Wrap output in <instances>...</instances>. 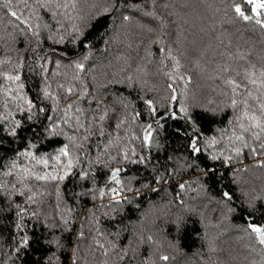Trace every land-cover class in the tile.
<instances>
[{"label": "snow or ice", "instance_id": "snow-or-ice-1", "mask_svg": "<svg viewBox=\"0 0 264 264\" xmlns=\"http://www.w3.org/2000/svg\"><path fill=\"white\" fill-rule=\"evenodd\" d=\"M20 2L21 0H17V7ZM130 6L143 7L139 4ZM2 7L6 9L9 16L17 20L21 19V16L14 10L12 0H4ZM24 7L32 15L24 19L27 27L21 31V35L27 42V33H31L35 41L32 45L33 51L39 46L44 35L41 28L48 32L47 40L55 44L74 45L77 51H73L71 55H68L67 51L62 54L68 61L66 64H62L60 59L56 60L57 69L61 66L65 69L63 73L52 71V77L63 76L65 78V82L57 83L56 91L52 89L48 75L49 61L39 56L36 57L38 61L36 66L43 69L42 84L37 94L39 105L23 92L25 85L21 82V72L26 66L24 58L20 56L17 61H13L9 57L7 60L0 61V64L13 65L12 71H0V77L8 82L0 84V92L9 98L4 101L5 110L0 111V135L11 138L17 146L21 143L24 145L20 150L12 149L13 156L6 161L3 170L0 171V175L5 177V180L0 183V189L8 198L6 208H0V213L12 208L17 209L13 220V227L16 230L13 234L15 246L9 249L13 253L11 264H16V258L22 254L26 255L28 250L40 251L41 249L47 255L39 257L34 264H64V260L58 253H63L67 257V264H81L79 242L84 238L83 223L80 226L81 230L75 232L76 239L66 240L65 233L72 232L75 227L73 209L68 207L60 211L58 203L55 214L57 218L44 214L36 206L43 203L48 193L43 188L33 190L32 181L55 184L58 198L61 195V183L65 182L70 175L74 176L78 182L82 181V184L77 185L82 191L76 195L85 198L90 196L92 200L91 208L83 210L82 219H87L90 223L94 222L95 228H90V231H95L93 242L104 249V253L107 254L109 247L115 249L117 246L109 240L106 247L97 238L101 235L98 213L104 217L112 214V218L126 213L145 191L155 193L158 189L168 185L176 173L186 169L196 170L197 188L190 190L199 193L207 187L203 181L214 180L217 163L226 166L225 170H227L232 167L233 163L240 162L245 151L254 165L264 168V61L261 62L260 67L251 61L246 67L233 66L227 60L219 65L214 78H219L224 87L219 93L218 101L209 100L202 103L194 98L190 99L185 90H181L178 95L172 83L166 84L165 95L157 100L143 95V83L139 76L131 72L124 75L125 69L123 68L119 73H113L111 79L105 72L103 74L104 83H98L99 73L90 59L95 52V42L89 36L88 29L92 27L97 17L116 11L114 2L106 0V3L98 9L93 5V11L87 16L80 12L78 0H33V4L24 3ZM162 7L167 9L169 5L165 3ZM226 7L233 13L230 19L246 22L254 20L264 32V0H231ZM155 9L156 4L153 0L152 10L144 12V15L159 21V28L163 31L164 18L159 16ZM40 10L45 11L54 21V28L48 23L33 26L32 17L35 16L39 20ZM227 14L225 12L226 16ZM121 19L126 23L132 18L121 13ZM108 27L115 30L109 34L108 29H105L104 36L101 37L104 41L101 51H107L113 44L120 43V28L114 24ZM141 27L145 28L149 34L156 33V29L151 26L142 25ZM12 39L14 41L15 36ZM156 42H161L158 37ZM145 51L147 56L152 55L150 50ZM160 52L164 53L165 48L161 47ZM172 52V48L168 47L167 55L172 60V68L164 75L169 81L175 78L180 69L179 61L176 56L172 55ZM226 55L232 58L231 52ZM243 58V56L236 57V59ZM27 59L30 65L33 61L32 55H29ZM116 59L118 61L123 59L127 65L126 58L117 56ZM89 64L92 66L89 67ZM160 66L164 67L163 57ZM68 70H71V75ZM138 71L142 70L138 69ZM188 79L191 78L188 77ZM89 81L92 82L91 87ZM108 84L126 85L130 89L139 85L141 92L137 94V100L144 106V111L135 110L136 101L130 100L122 93L115 94V102L124 109V114L117 119L115 125L117 134L113 135L109 132L107 140H104L105 122L110 119L109 113L116 115L115 108H109L92 93L95 92L98 96L99 90ZM77 93L79 94L75 101L68 100L61 106L67 96ZM82 99H89L96 105L95 109L79 107ZM48 100L52 102L51 114L43 103ZM228 109L231 110L232 115L223 122V128L213 125L205 129L206 123L216 121L217 116ZM17 112L24 113L25 116L17 118L15 115ZM145 114L146 121L141 123L140 118ZM41 117H46V119L41 120ZM35 121H39L36 125L38 131L29 132L28 127L31 125L28 122ZM172 124L177 126L171 128ZM120 129H123V136L119 134ZM81 132H83L82 135ZM169 132L178 138V141L184 142L182 149H174L168 154L165 165L159 164L158 161L153 163L152 152L159 153L168 147L165 138ZM93 137L98 138L95 145L90 143ZM50 138H63L64 142L37 154L39 151L37 144L43 148ZM86 144L87 147H85ZM201 157L205 161L203 165ZM21 158L24 160L23 163L20 162ZM207 162H211V166ZM37 165H41L42 169H38ZM244 167L246 169L249 166ZM132 169H137V172L130 175ZM236 171L237 169H233V174ZM99 172L104 173L103 183L99 178ZM139 172L148 174V179L155 183L157 188H153L152 183L139 182L136 178ZM187 184L188 181L177 183L179 191L174 199L179 200L188 212L195 213L194 207L189 208L180 199V192L185 191ZM14 192H20L25 196L24 206L13 204ZM232 200L233 195L229 191L222 192L220 200L224 210L222 219L226 220L229 214L236 211L230 206ZM261 201H264V190L242 193L241 204L251 210L247 214L248 222L243 230L249 237L255 238L256 244L264 252V223L252 222L253 214L256 213ZM28 205L35 207L36 210L29 211ZM135 207L138 210L140 205ZM29 216L41 225L42 230L39 234H29L27 231L25 219ZM143 219L144 216L141 215V220ZM182 220L183 216L174 217L173 223L176 225L177 232L182 227ZM132 238L138 244L159 243L151 234L145 236L143 232L139 235L133 233ZM256 244L252 245L253 251L256 250ZM129 248H132L135 255L136 250L131 244L125 246L122 251L126 254ZM154 254L161 262L169 260L168 255L159 251L150 252L149 256ZM120 259L124 257L121 256ZM142 264H150V262L146 258ZM151 264H156V259L151 260Z\"/></svg>", "mask_w": 264, "mask_h": 264}, {"label": "trees", "instance_id": "trees-1", "mask_svg": "<svg viewBox=\"0 0 264 264\" xmlns=\"http://www.w3.org/2000/svg\"><path fill=\"white\" fill-rule=\"evenodd\" d=\"M4 0H0V61L7 60L9 57L13 61H17L18 57L22 56L25 61V68L21 72V82L24 83V94L33 99L39 105L38 92L42 84L41 73L43 69L36 65L39 56L44 60L49 61V77L52 84V89L57 90L58 82H65L63 76L59 78L52 77V71L63 73L65 69L61 66L57 69L56 60L60 59L62 64L68 63L67 59L62 54L66 51L71 55L73 51H77L74 45L55 44L47 40L48 32L41 28L44 35L41 38L39 46L33 51L32 45L35 43L31 33H27L28 41L26 42L21 31L27 27L24 24V19L32 15L25 7L24 3L33 4V0H21L17 7V0H12L14 10L17 11L21 19L17 20L7 14L6 9L2 7ZM79 10L85 16L93 11V5L98 9L106 3V0H78ZM115 3V12L105 13L97 17L93 21V25L88 29L89 36L93 39L95 52L90 57L92 64L97 67L98 83H104L103 74L107 72L109 79L113 73H119L120 69H125L124 75L129 72L133 75H138L143 83V95L159 100L165 95L166 84L172 83L177 94L181 90L188 93L190 99L194 98L199 102L209 100L218 101L219 93L224 87L219 78H214L218 66L224 61H228L233 66H247L251 61L260 67L264 61V32L255 24V21H242L239 19H230L233 13L226 7L231 0H155L157 14L164 18L165 26L163 31L159 28V21L154 18L145 16L144 12L152 10L153 0H108ZM167 3L169 7L164 9L163 4ZM139 4L143 7L133 8L130 5ZM250 11V9H249ZM227 12V16L225 15ZM121 13L129 15L132 19L128 22H123ZM31 23L33 26L37 24L48 23L54 28V21L45 11L40 10V19L32 17ZM67 23V21H65ZM116 25L120 28V43L113 44L107 51H101L104 47V41L101 37L104 36L105 29H108L111 34L115 29L109 28V25ZM142 25H148L156 29V33L149 34ZM15 36L13 41L12 37ZM157 37L161 41L156 42ZM164 47L165 52L161 53L160 48ZM171 47L172 55L176 56L180 69L171 81L164 73L169 72L172 68V60L167 55V48ZM146 49L150 50L152 55H146ZM232 53V58L227 57V53ZM32 55L33 61L29 65L28 56ZM117 56H122L127 59V65L124 60H117ZM243 56V59L236 57ZM164 58V67L161 68L160 63ZM89 64V67L92 66ZM110 65V66H109ZM32 69V70H30ZM141 69L142 71H138ZM12 64H0V71H12ZM239 70V67H238ZM71 75V70H68ZM184 77V79H181ZM188 77L191 79L189 80ZM0 77V84H7ZM90 87L92 82L89 81ZM10 86V85H9ZM150 90V91H149ZM141 92L140 86L128 88L126 85H111L108 84L99 90V95L92 93L97 99H101L102 103L109 108H115L116 115L109 113L110 119L105 122L106 134L104 140H107L108 133L117 134L115 125L117 119L124 114V109L115 102V94L122 93L130 100L136 101L135 110L144 111V106L137 100V94ZM69 95L63 103L68 100L75 101L77 95ZM63 95V93H62ZM5 97L3 92H0V111H4L3 104ZM48 107L51 114V100L43 102ZM175 103V102H174ZM84 109H95L96 105L91 103L89 99H82L78 105ZM35 110V109H34ZM17 118L25 116L24 113H15ZM232 115L230 109L225 113L217 116L216 121L205 124V129H209L213 125H218L223 128L225 121ZM46 117H41V120ZM146 121V114L140 118V122ZM39 121L28 122L31 127H28L29 132L38 131L36 125ZM177 125H170L171 128ZM27 127V125H26ZM42 127V125H41ZM127 127V125H125ZM24 133H22L23 135ZM81 135L83 132L80 133ZM119 134L123 136V129L119 130ZM168 147L159 153L152 152L153 163L157 161L161 165L166 164V156L174 149L183 147V141H178V138L169 135L166 136ZM34 143L36 141H33ZM63 138H50V141L43 148L37 144V154L40 151L51 149L60 143H63ZM98 142L97 137H93L90 141L93 145ZM139 143V142H137ZM24 147L21 143L17 146L11 138L0 135V171L3 170V165L13 156L12 149L20 150ZM87 147V144L85 145ZM21 163L24 162L21 158ZM205 161L201 157V164ZM209 166H211V162ZM234 164L238 165L237 171L233 174ZM249 167H241V165ZM172 166V165H168ZM42 169L41 165L36 166ZM222 166L219 163L215 166L214 180L203 181L207 187L200 191H192L190 189L197 188L196 170L186 169L174 175L173 179L164 188L158 189L155 193L145 191L143 196L137 198L132 207L128 208L126 213H121L112 218L104 217L102 214H97L99 230L101 235L97 237L102 244L107 247V241H112L116 244V248L109 247L107 254L104 249L100 248L93 242L95 231H90L95 228L94 222L90 223L87 219H82L83 210L91 208V197L77 196L76 193L81 192L82 181H77L76 178L70 175L65 182L61 183L60 197L56 195L55 184H44L43 182L32 181L33 190L39 188L45 189L48 195L44 197L43 203L37 205L44 214H49L55 217L57 212V204L59 203L60 211L71 207L73 209L74 229L70 233H65V239L74 241L76 239L75 232L81 230L84 238L80 240V257L81 264H142L147 258L151 264V260L156 259V264H264V252L260 250V246L256 244L254 237H249L243 230L248 222L247 214L251 212L241 204L243 192H253L264 190V168L253 164L252 159L245 154H242L239 163H233L231 168ZM163 170V169H162ZM79 171V169H77ZM137 169H132L131 174H135ZM99 178L103 183L104 173L99 172ZM139 182L152 183L148 179V174L139 172L137 175ZM165 179H168L165 177ZM5 180V177L0 175V183ZM188 181L185 191L180 192V199L188 205L189 208L194 207L195 213L188 212L179 200L174 199L179 191L177 183ZM153 188H157L155 183H152ZM19 187V185H17ZM229 191L233 195L231 207L236 211L228 215V218L222 219L223 207L220 203L221 194L223 191ZM7 196L0 189V208H6ZM13 204H21L24 206L25 196L20 192H14L12 197ZM99 203V200H97ZM136 205H140L136 209ZM154 205V207H152ZM29 211L36 210L35 207L28 205ZM127 207V206H126ZM17 209L12 208L8 211L0 213V264H11L13 253L9 251L14 247L13 220ZM141 215L144 219L141 220ZM183 216L182 227L177 232L176 225L173 223L174 217ZM43 219V217L41 218ZM252 222L264 223V201L259 202L256 213L253 214ZM27 231L29 234H39L42 230L41 225L31 216L25 219ZM35 226V227H33ZM141 232L145 236L151 234L155 241L159 243L138 244L133 239V233L139 235ZM118 233V235H116ZM18 239V237H17ZM132 245L135 248V255L132 248H129L127 253L122 251L127 245ZM256 244V250L253 251L252 245ZM162 252L168 255V261H159L154 254L149 256L150 252ZM47 255L41 249L40 251L28 250L27 254H22L16 258V264H34L39 257ZM67 264V257L63 253H58ZM123 256L124 259H120Z\"/></svg>", "mask_w": 264, "mask_h": 264}, {"label": "rangeland", "instance_id": "rangeland-1", "mask_svg": "<svg viewBox=\"0 0 264 264\" xmlns=\"http://www.w3.org/2000/svg\"><path fill=\"white\" fill-rule=\"evenodd\" d=\"M244 166H245L244 164L241 165L242 168H243ZM237 168H238V165L234 164L233 169H237Z\"/></svg>", "mask_w": 264, "mask_h": 264}]
</instances>
